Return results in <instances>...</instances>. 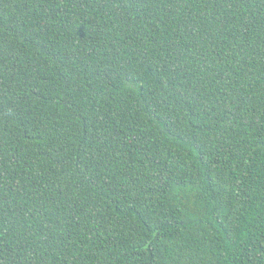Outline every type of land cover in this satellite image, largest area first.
<instances>
[{"label": "trees", "instance_id": "obj_1", "mask_svg": "<svg viewBox=\"0 0 264 264\" xmlns=\"http://www.w3.org/2000/svg\"><path fill=\"white\" fill-rule=\"evenodd\" d=\"M0 264H264V0H0Z\"/></svg>", "mask_w": 264, "mask_h": 264}]
</instances>
